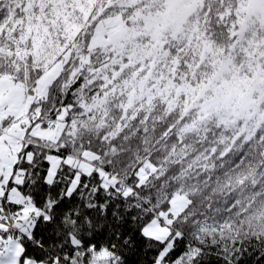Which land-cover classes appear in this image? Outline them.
I'll use <instances>...</instances> for the list:
<instances>
[{
  "label": "snow or ice",
  "instance_id": "1",
  "mask_svg": "<svg viewBox=\"0 0 264 264\" xmlns=\"http://www.w3.org/2000/svg\"><path fill=\"white\" fill-rule=\"evenodd\" d=\"M0 264H264V0H0Z\"/></svg>",
  "mask_w": 264,
  "mask_h": 264
}]
</instances>
